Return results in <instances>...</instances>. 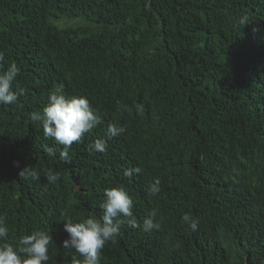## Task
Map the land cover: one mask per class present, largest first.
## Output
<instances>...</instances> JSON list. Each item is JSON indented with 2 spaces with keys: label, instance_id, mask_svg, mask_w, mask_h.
<instances>
[{
  "label": "trees",
  "instance_id": "obj_1",
  "mask_svg": "<svg viewBox=\"0 0 264 264\" xmlns=\"http://www.w3.org/2000/svg\"><path fill=\"white\" fill-rule=\"evenodd\" d=\"M0 52L5 70L21 69L17 103L0 105L9 240L45 231L47 264H79L61 247L63 222L99 219L104 190L123 186L138 224L155 210L161 228L120 225L101 264H262L264 0H0ZM61 86L87 96L103 120L63 162L62 146L29 116ZM109 123L125 133L107 139L106 152H88ZM26 167L38 179L19 177ZM49 170L60 173L56 184ZM156 178L152 197L145 189ZM185 213L198 220L195 232Z\"/></svg>",
  "mask_w": 264,
  "mask_h": 264
},
{
  "label": "clouds",
  "instance_id": "obj_2",
  "mask_svg": "<svg viewBox=\"0 0 264 264\" xmlns=\"http://www.w3.org/2000/svg\"><path fill=\"white\" fill-rule=\"evenodd\" d=\"M246 17L241 23H246ZM4 54L0 52V105H14L18 96L22 94L13 90V83L20 75L21 69L15 62L8 64L6 70L3 65ZM137 115H144L145 106L141 103L135 105ZM30 120L39 124L45 139H51L61 145L59 160L67 161L70 158V150L74 143L80 144L86 133H91L98 125L103 123L99 111L94 108L85 95L66 96L63 87L50 90L46 105L39 111L29 114ZM124 126L114 123L107 125L105 137L98 138L87 145L90 153H104L107 150V139L118 137L125 133ZM50 156L56 153L47 150ZM137 166L125 169L123 175L129 179L134 174L141 173ZM19 177L25 179H38L37 173L29 167L20 171ZM49 184H56L61 175L59 172L49 170L46 174ZM161 181L156 178L145 191L152 197H156L161 191ZM102 216H89L80 222H74L66 217L63 222V230L67 238L62 241L61 247L71 249L82 260L79 264H101V251L106 243L112 241L120 231V225L129 227H142L144 231L159 230L161 221L157 219L155 210L149 212L138 224L133 213L134 202L123 186L104 190L102 203ZM182 223L195 232L199 227L197 219L190 213L181 217ZM53 241L51 235L45 231L33 230L31 234L21 235L18 240H9V228L5 221L0 219V264H47L49 261V245ZM264 264V261H262Z\"/></svg>",
  "mask_w": 264,
  "mask_h": 264
}]
</instances>
